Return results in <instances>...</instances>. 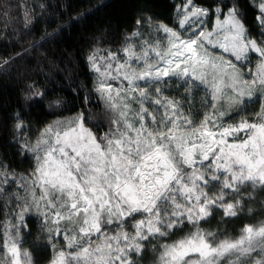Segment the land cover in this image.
I'll use <instances>...</instances> for the list:
<instances>
[{
    "label": "snow or ice",
    "instance_id": "6c2138e0",
    "mask_svg": "<svg viewBox=\"0 0 264 264\" xmlns=\"http://www.w3.org/2000/svg\"><path fill=\"white\" fill-rule=\"evenodd\" d=\"M253 3L264 37V0ZM212 14L206 30L209 10L186 0L176 8L178 29L158 25L139 51L133 43L122 49L123 61L111 51L89 57L95 91L113 113L103 135L80 113L44 129L35 144L17 141L34 166L17 179L0 164V197L14 183L18 209L0 222V264H33L19 246L33 212L47 231L49 264H138L149 244L154 264H264V222L244 225L236 237L200 227L214 211L237 217L245 188L264 190V39L248 37L235 4L218 0ZM249 53L258 60L245 73ZM173 86L181 98L165 95ZM198 90L204 117L196 123ZM254 100L253 121L225 126L222 103L239 115Z\"/></svg>",
    "mask_w": 264,
    "mask_h": 264
},
{
    "label": "trees",
    "instance_id": "16d2710c",
    "mask_svg": "<svg viewBox=\"0 0 264 264\" xmlns=\"http://www.w3.org/2000/svg\"><path fill=\"white\" fill-rule=\"evenodd\" d=\"M186 0H0V164L17 179L32 171V154H21L20 144L26 138L35 144L41 132L58 121L75 119L83 113L86 127L97 136L109 130L113 113L95 91L97 73L92 70L89 57L97 53L107 57L109 51L123 61L122 49L133 43L136 51L145 39H154L158 25L178 29L177 5ZM238 8L247 35L258 43L264 39L257 22L258 9L253 0H226ZM218 0H192V4L209 10L204 28L210 30L215 22L212 10ZM179 18H183L182 16ZM222 18V17H221ZM142 23L137 25L136 21ZM139 31V37L133 32ZM234 61V57H231ZM258 57L249 53V60L241 70L254 71ZM235 62V61H234ZM239 65V62H236ZM102 67V65H101ZM250 79V77H248ZM113 87L118 84L110 81ZM183 89L166 91L165 95L181 98ZM202 93L194 94L195 121L204 117L200 105ZM138 108V105H133ZM187 108V104H185ZM247 107L239 115L226 120L237 122L251 119L258 112ZM23 128L17 131V124ZM16 189L7 186L0 197V222L6 223L18 211L16 201L10 199ZM249 193L253 198H249ZM246 198L242 212L235 218L221 219L214 211L200 227L206 231L222 232L232 237L240 233L246 223L257 222L263 216L264 190L251 187L242 193ZM247 209L254 210L251 215ZM260 217V218H259ZM13 222L15 220L13 219ZM28 228L20 236V249L30 253L33 264H49L51 250L42 239L41 217L35 212L27 217ZM51 227V224H49ZM191 226L172 235L168 242L183 237ZM223 238V237H222ZM63 246V240L61 244ZM3 252V249H0ZM156 254L147 246L138 264H153Z\"/></svg>",
    "mask_w": 264,
    "mask_h": 264
},
{
    "label": "rangeland",
    "instance_id": "374dc122",
    "mask_svg": "<svg viewBox=\"0 0 264 264\" xmlns=\"http://www.w3.org/2000/svg\"><path fill=\"white\" fill-rule=\"evenodd\" d=\"M212 51H213V55H217V56H218V54L221 52V50H219V49H215V50H212ZM224 56L227 57L228 54L225 53ZM244 72H245V71H244ZM245 73H247V72H245ZM249 106H250V107L255 106V107H257L258 110H259V109H260V102H259V100H254L253 102H250V103L247 104V107H249ZM221 109H222L223 111H226V112H229V113H230V114L225 118V121H226L228 118H231V117L237 115L234 109H229V107H228V105H227L226 102L222 103V105H221ZM246 119H247V118H246ZM254 119H255V116H254L253 118H251V119H248V120L251 122V121H253ZM239 122H240V120L237 121V122L225 123V126H227V124H237V123H239ZM196 123H199V121H196ZM250 198L252 199L253 196L251 195ZM261 208H262V210L264 211V203L262 204ZM246 212H248V213L251 215L252 213H254V210H251V209L249 210V209H247ZM259 218H260V217H259ZM260 222H264V212H263V216L260 218V220H258L257 222L246 223V224H248V225H256V224H258V223H260ZM246 224H245V225H246ZM64 226H65V224L62 222V223H61V227H64ZM243 226H244V225H243ZM21 251H22V250H21ZM0 255H3V252H0ZM153 264H154V263H153Z\"/></svg>",
    "mask_w": 264,
    "mask_h": 264
}]
</instances>
